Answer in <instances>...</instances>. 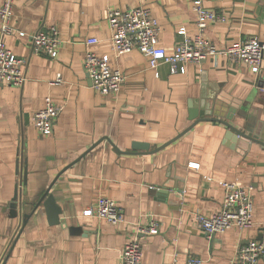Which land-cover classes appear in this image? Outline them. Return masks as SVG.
I'll return each instance as SVG.
<instances>
[{
    "label": "crops",
    "instance_id": "1",
    "mask_svg": "<svg viewBox=\"0 0 264 264\" xmlns=\"http://www.w3.org/2000/svg\"><path fill=\"white\" fill-rule=\"evenodd\" d=\"M193 1L13 0L15 31L4 41L23 58L26 79L21 86L0 85V264H117L121 248L134 237L141 244V264H184L190 256L203 264H227L240 247L261 239L264 58L256 80L246 66L221 53L186 64L184 73H170L165 63L149 68L136 49L116 55L109 46V8H150L159 25L157 45L171 48L196 33ZM200 3L223 16L203 32L218 49L249 35L264 40L260 0ZM48 25L64 40L54 58L34 52L29 39L17 35ZM89 36L99 40L91 49L106 54L124 74L115 95L91 86L83 66ZM46 96L62 110L51 132L41 134L31 116ZM209 104L215 114L205 116L227 119L256 140L235 136L216 120L192 124L200 106ZM132 141L147 142L148 150L133 149ZM222 181L250 187L253 224L228 228L211 243L195 213L220 209ZM48 186L60 207L58 223H48L41 205L31 213ZM163 187L169 188L165 200L157 196ZM99 196L115 200L123 223L83 214ZM20 212L30 214L24 225ZM153 220L159 225L155 232L137 234L138 226Z\"/></svg>",
    "mask_w": 264,
    "mask_h": 264
},
{
    "label": "built area",
    "instance_id": "2",
    "mask_svg": "<svg viewBox=\"0 0 264 264\" xmlns=\"http://www.w3.org/2000/svg\"><path fill=\"white\" fill-rule=\"evenodd\" d=\"M260 1L264 5V0ZM12 4L13 0H2L0 5V85L21 86L26 79L22 68L24 60L8 49L4 41L6 34L15 31L10 23ZM192 7L196 13V33L177 42L171 48L157 45L159 25L150 8L141 5L129 6L122 10L109 8L106 21L110 29V49L116 55L136 49L146 58L149 68L156 69L158 65L165 63L170 73H184L186 64L199 63L209 56L221 53L229 60L246 66L256 75L257 80L264 58V40L256 35H249L233 40L227 47L218 49L204 37L203 32L210 23L220 21L223 16L215 10L204 8L200 0H194ZM183 30L184 27L178 28L179 32ZM17 35L27 37L34 52L43 53L50 58L57 56L60 46L64 43L59 29L54 25L39 28L28 34L18 31ZM98 42L95 36L85 39L87 49L84 53L83 66L95 90L102 94L115 95L124 80V74L118 68L111 66L106 54L91 49ZM59 81V78L55 80V82ZM61 110V104L55 103L46 96L43 106L31 116L36 130L41 134L50 133L53 122ZM188 165L198 167L196 162H189ZM221 184L224 195L220 209L210 215L195 213L197 225L207 236L223 233L231 227L245 228L253 224V199L250 187L230 181H222ZM83 214L105 219L113 225L125 221L123 212L115 200L106 196H99L91 206L83 210ZM158 226L153 220L147 225L138 226L136 232L142 235L152 234ZM141 254L139 238L134 237L125 242L121 248L117 264H141ZM262 256H264V230L259 241L249 242L240 247L235 258L227 264H264L260 261ZM184 264H203V261L197 256H190Z\"/></svg>",
    "mask_w": 264,
    "mask_h": 264
},
{
    "label": "water",
    "instance_id": "3",
    "mask_svg": "<svg viewBox=\"0 0 264 264\" xmlns=\"http://www.w3.org/2000/svg\"><path fill=\"white\" fill-rule=\"evenodd\" d=\"M200 107H201V109L197 113L198 116H197V118H195V120L192 122V124L195 121H198V120H201V119L216 120V121L221 122L222 124H224L228 128L229 132H231L233 135L242 136V137H245L247 139L256 140L255 137L250 136L248 134H245L243 131H241L237 127L233 126L227 119H223V118H221L219 116H216V115L205 116V115L215 114V112L213 111V106L212 105L210 106V104H209V105H206L205 107L204 106H200ZM226 118L231 119V116L228 115ZM167 143L168 142L160 145L156 149H159V148L163 147ZM131 147L133 149L148 150L149 144L147 142H143V141H132ZM25 167H26V162H25V160H22L21 171H22L23 182H25V176H24ZM49 188H50V186H48L44 190V192L41 194V196L38 198V200L36 201V203L33 206V209L31 211V213L36 208H38L41 205L43 207V209L45 210V212H46L48 223L53 224V223H58L60 221V218H59L60 207L56 204L52 193L49 192ZM168 189L169 188H167V187H163L162 189H158L157 190V196H160L159 199H161V200H163V199L165 200L166 199V197L168 196ZM175 189H176L175 190V194L178 195L181 192L180 186L176 185ZM18 205L21 206V200L18 201ZM10 206L12 208V214L11 215L15 216L16 215V212H15L16 203H12ZM29 215H30L29 213L21 215V212H20V218H21V223H22L21 225L25 224V222H26L27 218L29 217ZM214 240H215V235L211 234L209 236V241L212 243V242H214Z\"/></svg>",
    "mask_w": 264,
    "mask_h": 264
}]
</instances>
